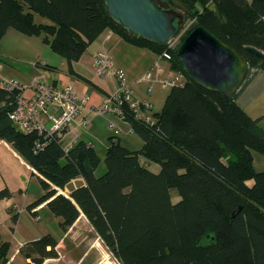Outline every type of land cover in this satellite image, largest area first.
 I'll return each mask as SVG.
<instances>
[{"label": "trees", "instance_id": "16d2710c", "mask_svg": "<svg viewBox=\"0 0 264 264\" xmlns=\"http://www.w3.org/2000/svg\"><path fill=\"white\" fill-rule=\"evenodd\" d=\"M161 1L185 18L173 47L126 30L110 17L105 0H0V43L9 28L44 35L75 73L74 62L111 29L160 56L170 53L171 67L184 71L176 52L193 29L204 26L248 61L235 93L225 96L186 75L184 84L170 88L154 123L127 111L143 144L131 149L110 136L102 175L96 174L102 158L91 143L79 140L66 150L57 135L16 127L10 117L16 90L0 88V138L33 166L45 191L28 209L47 202L63 229L84 214L121 264H264V171L254 165V152L264 155V127L238 103L264 69L248 49L264 51V0ZM35 14L51 22L38 23ZM40 140L45 145L37 148ZM151 162L160 165L159 172L150 169ZM80 178L85 184L67 192L66 185ZM174 190L181 197L177 202ZM57 245L48 232L21 251L26 264H44L57 257ZM10 248L0 236V264H16Z\"/></svg>", "mask_w": 264, "mask_h": 264}, {"label": "crops", "instance_id": "0c3cea01", "mask_svg": "<svg viewBox=\"0 0 264 264\" xmlns=\"http://www.w3.org/2000/svg\"><path fill=\"white\" fill-rule=\"evenodd\" d=\"M44 19L47 21H44ZM35 20L38 23L51 22L48 18L42 17L39 14H35ZM6 43H13L19 51L23 52L24 50L28 54L34 52V50H38L34 46L35 43L42 45V49L38 50L41 52L39 55L41 60L35 62V64L39 67L38 70L43 73L42 76L35 77L31 81L30 86L26 87L25 93L27 95L33 93V87L37 82L45 80L61 84H70L79 95H87L94 105L99 104L103 101L104 97L114 93L118 87L116 77L111 73L102 76L99 75L94 65L95 54L105 48L113 57L114 64L125 70L128 80L134 87L137 98L151 100L156 107V112L160 111L157 105L163 104V101L158 98V82H161L165 74L167 75L170 63L164 64L161 61L160 55L149 48L140 47L125 41L111 29H106L88 47L80 60L74 62L73 67L75 73L70 72L66 60L60 59L58 57L59 55H54V53L49 51L48 48L51 47L44 42V35L29 36L15 28H9L0 43V56L18 58L20 56L12 54L9 49L4 47ZM42 52L46 53L49 62L45 59L43 60ZM45 64L53 65L55 68H46L44 66ZM3 67L0 64V80L1 77H11L23 82L22 78H20L21 75H24L22 70L10 71L5 66V70L2 71ZM47 72H52L49 74L54 75L47 76ZM148 72L152 74L150 80L146 78ZM149 86H153V90L150 92L148 91ZM238 103L252 117H260V124L264 127V69L259 70L254 79L245 88L238 99ZM49 111L50 113L59 112L56 106L51 107ZM82 117L91 118V124L86 128L79 125ZM110 122L116 123L125 130L131 127L127 120H123L115 115L106 114L95 116L85 111L74 123L75 133L69 135L67 140L72 137L73 139L76 138L77 141L85 140L91 143L100 157L104 159L110 143V136L113 134V131L109 127ZM49 125L51 126V122H49ZM135 133L126 132L118 136L119 141L128 148L138 149L143 144V140L140 136L136 139L134 137ZM98 143H101L100 149L103 152H100ZM149 167H151L150 164ZM98 172L97 169V175H99ZM4 190L7 191L6 194L3 196L0 195V236L2 239L11 243L9 253L11 261H14L16 264L19 261L27 263L29 259H26L19 250L28 241L38 239L44 233L52 232L49 225H47L48 222L44 221L43 217L46 215L50 219L52 218L51 213L53 212L48 207L47 202L39 204L32 210L28 209V206L43 195L45 191L40 183L37 171L33 166L28 163L11 143L0 138V192ZM48 210L51 213H48L50 212ZM15 216L16 218H13ZM82 216L85 215L82 214L80 217ZM28 220L32 226L27 224ZM60 222L59 220V224ZM14 243H17L16 247H14Z\"/></svg>", "mask_w": 264, "mask_h": 264}, {"label": "built area", "instance_id": "2783aa9c", "mask_svg": "<svg viewBox=\"0 0 264 264\" xmlns=\"http://www.w3.org/2000/svg\"><path fill=\"white\" fill-rule=\"evenodd\" d=\"M179 37H175L169 42L171 47L176 45ZM161 57L171 60L172 55L165 52ZM94 65L99 75L111 73L118 82L117 90L104 97L103 101L97 105H94L87 95H79L70 84L39 81L34 85L33 93L27 95L25 93L26 86L22 81L17 78L1 77L0 88L18 92L15 107L10 112V117L16 127L25 132L36 131L46 137L57 135L66 150H69L75 145L77 139L71 137L67 140V137L75 133L74 123L85 111L95 116L112 114L123 120H127V111H131L137 119L144 120L149 124L157 120L154 103L151 100L139 99L135 96L134 87L128 80L125 70L114 64L113 57L107 49H101L95 54ZM151 75V72H148L146 78L150 80ZM185 81L186 73L179 69H173L170 63L168 73L161 80V83L163 88L170 89L175 85L184 84ZM152 90L153 86H149L148 91ZM53 106L58 107L59 112L50 113L49 110ZM49 122H51V126ZM90 124V117H82L79 121V125L83 128ZM109 127L115 137L126 132H135L132 126L125 130L114 122H110ZM43 145H45L44 141L40 140L36 147L40 148Z\"/></svg>", "mask_w": 264, "mask_h": 264}, {"label": "water", "instance_id": "95a60500", "mask_svg": "<svg viewBox=\"0 0 264 264\" xmlns=\"http://www.w3.org/2000/svg\"><path fill=\"white\" fill-rule=\"evenodd\" d=\"M110 17L139 37L155 43H167L185 23L184 16L161 0H105ZM264 62V51L248 47ZM187 76L198 84L231 96L246 77L248 61L236 49L198 26L184 39L176 52ZM85 184L75 179L66 185L68 192Z\"/></svg>", "mask_w": 264, "mask_h": 264}, {"label": "rangeland", "instance_id": "374dc122", "mask_svg": "<svg viewBox=\"0 0 264 264\" xmlns=\"http://www.w3.org/2000/svg\"><path fill=\"white\" fill-rule=\"evenodd\" d=\"M44 21H47V20L44 19ZM188 26H189V23L186 24L185 28H188ZM185 30L186 29H184L183 31ZM34 46L38 50L42 49V45L40 44L38 45L37 43H35ZM4 47L9 49L12 52V54H17L16 56H20V57L9 58V57L0 56V64L4 66L2 68V71L5 70L4 69L5 66H7L10 71L11 70H22L24 72V75H21L20 78H22L26 87L30 86L31 81L35 77L42 76L43 72H40V70H38L39 67L35 64V62H38L39 60H41L39 57V55L41 54L40 51L34 50V52L29 53V54L26 53V51L24 50L23 52H21L18 50V48L15 47L13 43H8V44L6 43ZM48 49L51 53H54V55H57V56L59 55L55 53L52 50V48H48ZM42 56H43V60L45 59L48 61L46 53L42 52ZM58 57H60V59L66 60L61 55H59ZM161 61L164 64L170 63V60L166 57H161ZM49 73H52V72H47V76L54 75V74H49ZM165 76L166 74L163 77ZM41 78H44V77H41ZM169 92H170V89L163 88L162 83L159 81L158 82V96H159L158 98L159 100L163 101L162 105L161 104L157 105L158 106L157 108L160 111L164 107V104H165V101H166V98ZM154 110H156V107ZM134 135L136 139L139 136L138 133H135ZM100 147H101V143H98V148L100 152H103L102 149H100ZM142 160L143 162H147V159L145 157H142ZM254 165L258 171H264V155L263 154L259 152H254ZM150 166H151L150 169L153 170L154 172L160 171L161 167L159 164L151 162ZM106 169H107V166H106L105 160L102 159V162L100 163V166L98 168V171H99L98 174L102 175L106 171ZM172 198L174 202H177L178 200H180L181 197L177 190H174L172 192ZM48 213H51V211ZM43 214H42V217H43ZM51 215H52L51 216L52 218L50 219L46 217L45 215V217H43V220L48 222L47 225H49V227L52 230V232L50 231V233L54 234L58 239V245H57L58 255L55 258L47 259L44 262V264H106V263L107 264H121L118 261L117 257L114 255V253L110 250V248L103 242L101 237L98 235L94 227L86 219L85 216L79 217L78 220L74 223V225H72L70 228L63 229L59 224V220H61V218L57 217L53 213H51ZM33 220L35 219L33 218ZM27 224L32 226L29 220ZM14 244H15L14 247H16L17 243H14ZM21 250L19 251L22 253ZM17 264H26V263L19 261V263Z\"/></svg>", "mask_w": 264, "mask_h": 264}, {"label": "bare ground", "instance_id": "6f19581e", "mask_svg": "<svg viewBox=\"0 0 264 264\" xmlns=\"http://www.w3.org/2000/svg\"><path fill=\"white\" fill-rule=\"evenodd\" d=\"M107 264V263H106Z\"/></svg>", "mask_w": 264, "mask_h": 264}]
</instances>
